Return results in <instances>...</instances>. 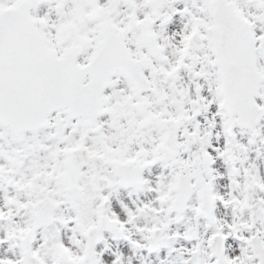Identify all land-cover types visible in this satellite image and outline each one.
<instances>
[{"label": "snow or ice", "instance_id": "obj_1", "mask_svg": "<svg viewBox=\"0 0 264 264\" xmlns=\"http://www.w3.org/2000/svg\"><path fill=\"white\" fill-rule=\"evenodd\" d=\"M0 264H264V0H0Z\"/></svg>", "mask_w": 264, "mask_h": 264}]
</instances>
